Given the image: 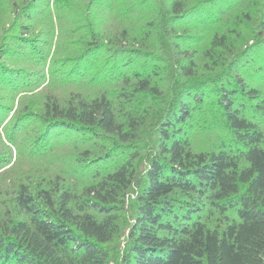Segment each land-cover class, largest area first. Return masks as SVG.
Returning a JSON list of instances; mask_svg holds the SVG:
<instances>
[{"label":"trees","instance_id":"trees-1","mask_svg":"<svg viewBox=\"0 0 264 264\" xmlns=\"http://www.w3.org/2000/svg\"><path fill=\"white\" fill-rule=\"evenodd\" d=\"M0 264H264V0H0Z\"/></svg>","mask_w":264,"mask_h":264}]
</instances>
